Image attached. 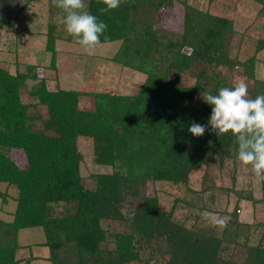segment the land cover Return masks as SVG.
<instances>
[{
  "label": "trees",
  "instance_id": "16d2710c",
  "mask_svg": "<svg viewBox=\"0 0 264 264\" xmlns=\"http://www.w3.org/2000/svg\"><path fill=\"white\" fill-rule=\"evenodd\" d=\"M254 1L263 8L264 0ZM105 7L103 0L87 2V10L107 25L102 43L120 41L112 60L145 75L136 94L93 92V109H81L79 96L87 93L57 84L51 88L34 65L15 74L0 66L3 201L11 197L10 188L16 190L12 219L0 217V264L37 259L32 252L18 257L32 247L20 244L19 232L37 227L43 230L40 245L48 249L50 264H264V229L256 244L249 243L261 223H241L236 208L226 228L203 221L187 226L149 194L147 185L168 181L185 186L191 171L212 159L219 166L227 159L239 161L230 131L217 134L209 127L194 137L188 128L193 121L208 123L212 106L204 102V93L215 95L236 84L220 66H243L242 75L253 81L249 97L264 94V80L254 77L264 39H256L253 54L239 62L229 56L233 21L189 0H122L117 9L102 12ZM49 28L45 49L54 63L55 41L62 35L53 33L55 25ZM67 41L76 43L71 35ZM185 73L194 78L193 86L182 83ZM27 79L34 81L30 87ZM41 107L48 116L44 121ZM80 136L92 139L95 163L114 168L93 174V188L82 184ZM8 150L20 151L26 166ZM261 185L264 200V181ZM72 202V214H59L54 207ZM106 220L125 228L110 240L102 227ZM229 245L246 248L241 261L223 256Z\"/></svg>",
  "mask_w": 264,
  "mask_h": 264
},
{
  "label": "rangeland",
  "instance_id": "374dc122",
  "mask_svg": "<svg viewBox=\"0 0 264 264\" xmlns=\"http://www.w3.org/2000/svg\"><path fill=\"white\" fill-rule=\"evenodd\" d=\"M189 1L196 7L233 21L234 35L229 46V56L232 59L243 62L253 54L255 40L264 39V6L262 8V5L254 0ZM87 2L88 0H85L86 5ZM62 15V10L55 7L52 0H0V66L9 73L15 74L24 71L26 65H34L37 67L35 69L37 76L48 79L51 88L57 84L66 90L87 93L79 96L78 107L81 109H93V97L90 94L93 92L136 94L145 75L112 60L120 41L101 43L95 55L89 56L79 44L67 41V36L70 34L58 21V17ZM52 24L55 25L53 33L62 35V38L57 37L55 41L54 63L51 60L52 54L45 49L47 34ZM168 25L172 27L170 22ZM185 51L188 53L189 49ZM219 70L226 75L228 73L235 83L243 80L248 90L253 84L252 80H247L242 75L244 69L241 65L232 66L230 70L227 66H220ZM254 77L264 80V49L257 54ZM181 81L189 86H193L195 82L187 73L183 74ZM26 83L30 87L34 81L27 79ZM22 100L29 101L26 93L23 94ZM195 104L198 106L199 102L196 101ZM39 110L42 121L46 120L48 117L46 109L41 107ZM37 125L41 127L42 123L39 122ZM77 147L82 155L80 162L82 184L86 188H93L95 186L93 174L111 172L114 168L94 162L91 138L78 137ZM7 153L21 167L26 166L20 151L8 150ZM147 185L149 194H156L162 207L172 211L174 218L185 222L187 226L199 221L213 225L212 219L206 217L207 213L224 217L229 216V213L237 208L236 214L241 223L248 225L261 223L256 228L255 238L249 241L250 244L257 243L264 229L262 185L251 165L246 166L240 161L233 162L227 159L222 166H219L212 159L208 165L191 171L185 186L174 185L168 181L154 183L149 181ZM6 188L5 183H0V192H4ZM9 194L11 197L6 200L7 203L0 195V217L7 221L12 219L16 205L13 199L16 196L15 188H10ZM54 207L59 214L65 211L72 214L75 203L68 205L60 203ZM102 227L108 234L106 235L108 239L112 237V233L125 228L122 223L111 220L102 221ZM43 241L44 234L40 227L27 228L19 232L20 244H32L31 252L39 255V259L34 264H50L47 259L48 249L40 245ZM108 242L112 243V241ZM23 253V251L18 252V257ZM245 254L246 248L233 245H229L223 252L224 257L236 261H241Z\"/></svg>",
  "mask_w": 264,
  "mask_h": 264
},
{
  "label": "clouds",
  "instance_id": "9594fccd",
  "mask_svg": "<svg viewBox=\"0 0 264 264\" xmlns=\"http://www.w3.org/2000/svg\"><path fill=\"white\" fill-rule=\"evenodd\" d=\"M121 2L103 0L106 7L101 11L117 9ZM52 4L62 10L63 15L58 21L67 33L85 54L95 55L107 25L87 10L85 0H52ZM203 100L212 106L208 123L203 125L193 121L188 131L194 137H202L209 127L217 134L230 131L238 144V160L243 165H251L258 180L264 181V94L250 98L246 83L240 80L232 87H221L218 94L204 93ZM206 217L220 228H226L231 220L230 216L216 217L211 212Z\"/></svg>",
  "mask_w": 264,
  "mask_h": 264
},
{
  "label": "crops",
  "instance_id": "0c3cea01",
  "mask_svg": "<svg viewBox=\"0 0 264 264\" xmlns=\"http://www.w3.org/2000/svg\"><path fill=\"white\" fill-rule=\"evenodd\" d=\"M41 244V243H40ZM22 245V244H21ZM28 249V247L27 248H24V249H22L21 251H23L24 252V254L23 255H25V256H27L28 254H29V252H31V249H28V253H26V250ZM34 256H39V255H37V254H34V253H32ZM45 254V253H44ZM45 256H47V255H45ZM38 260V258L37 259H35V260H33L32 261V263L31 264H34L36 261ZM44 264V263H43Z\"/></svg>",
  "mask_w": 264,
  "mask_h": 264
}]
</instances>
